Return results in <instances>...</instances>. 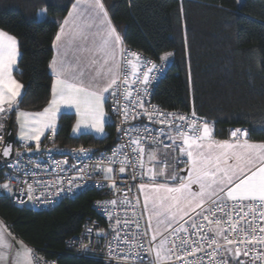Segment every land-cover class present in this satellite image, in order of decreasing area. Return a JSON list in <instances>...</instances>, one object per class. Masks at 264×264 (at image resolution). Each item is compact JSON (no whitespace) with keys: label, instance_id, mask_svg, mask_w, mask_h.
I'll return each mask as SVG.
<instances>
[{"label":"snow or ice","instance_id":"6c2138e0","mask_svg":"<svg viewBox=\"0 0 264 264\" xmlns=\"http://www.w3.org/2000/svg\"><path fill=\"white\" fill-rule=\"evenodd\" d=\"M82 8L87 9V14ZM41 15H46V9ZM99 25L105 26V30L93 32ZM90 41L92 48L88 46ZM54 46L57 55L50 67L55 80L48 107L36 113L19 111L18 98L22 99L24 85L13 76L20 55L18 42L13 35L0 30V118L16 112L21 140L35 141L39 149L46 130L55 133L56 117L62 107L74 108L79 117L74 132L86 128L102 134L107 122L105 93L114 98L123 96L125 104L115 111L123 116L124 123L147 117L151 124L163 126L118 128L128 137L127 143L114 149L106 163L102 158L97 166L104 179L112 181L113 189L117 188L113 175L117 169L113 165H120L119 173H125L128 168L138 172L142 181L138 185L143 195L142 207L148 214L144 230L136 223V231L125 232L123 236L121 226H128L129 221H115L113 239L117 243L113 248L110 241V254L117 253L116 258L124 264H264V142H250L248 131L239 128L231 132L230 140H216L213 127L194 111L186 116L160 112L156 106L151 110L145 107L144 96L159 65L151 61L142 65L135 52L128 53L135 62L128 59L122 65L117 61L118 46L122 57L125 50L102 0H76L68 16L60 22ZM83 52L91 56L87 63L82 62L80 55L71 54ZM172 56L173 53L167 52L158 59L167 62ZM165 137L168 143L162 139ZM161 145L179 153L175 164L166 158L158 159L156 149ZM127 148L131 149V156L124 151ZM11 152L8 145L2 154L7 157ZM118 156L123 159L117 160ZM164 156L167 157V151ZM181 163L186 167L180 171L187 175L182 176L176 170V165ZM21 182L28 185L31 199L33 186L27 180ZM0 187L11 191L9 183ZM106 203L117 205L116 200ZM9 247L0 234V249ZM5 259L6 254L0 251V260ZM16 264L22 262L18 259ZM23 264H32L31 249H25Z\"/></svg>","mask_w":264,"mask_h":264},{"label":"trees","instance_id":"16d2710c","mask_svg":"<svg viewBox=\"0 0 264 264\" xmlns=\"http://www.w3.org/2000/svg\"><path fill=\"white\" fill-rule=\"evenodd\" d=\"M103 1L124 43L156 58L173 53L155 91L158 103L205 117L218 139L229 138L232 126H245L250 139L264 141V0L240 5L237 0ZM73 2L0 0V28L19 41L15 75L24 85L19 109L40 111L49 103L54 39ZM42 8L46 15L40 17ZM74 121V113L60 115L57 144L101 148L115 142L110 125L104 137L74 135ZM100 196L91 189L48 211L0 197V217L19 238L59 264H103L65 248L66 239L94 215L92 204Z\"/></svg>","mask_w":264,"mask_h":264},{"label":"built area","instance_id":"2783aa9c","mask_svg":"<svg viewBox=\"0 0 264 264\" xmlns=\"http://www.w3.org/2000/svg\"><path fill=\"white\" fill-rule=\"evenodd\" d=\"M122 48L125 50L123 57L120 55L122 65L128 59L135 62V58L128 55L131 52L139 54L142 65L149 61L159 65V70L152 73L155 78L149 86L148 94L144 96L145 107L151 110L152 106H156L160 112L191 116L192 111L165 108L154 98L158 83L171 65L170 60L160 62L158 58L124 42ZM121 91L123 90L121 89ZM133 94L135 95V93ZM117 100L119 103L116 102ZM124 104L122 95L114 98L107 93L106 120L107 124L115 130L116 137L115 142L109 146L99 148L95 145H60L55 142L56 134L51 132L40 142L39 149H36L35 144L16 141L14 154L9 159H5L1 155L6 136V126L3 118H0V123L3 124V128H0V136L3 137L0 139V185L9 183L11 188L9 191L0 187V197L8 199L12 204L19 207H29L35 211H48L63 201L73 199L88 190L99 191L101 196L96 198L92 204L94 215L86 217L80 231L66 239L65 248L72 255L97 259L103 264H124L123 261L116 258L117 253L110 254L109 252L110 241L113 248L116 247L117 243L113 239L116 236V232L113 231L115 221L117 219L129 221L128 226H121L120 235L123 236L125 232L134 233L136 223L140 225L141 230H144L148 218L142 207V193L138 189L139 183L142 182L139 179V173H134L132 168H128L125 173H119L120 165H113L117 169L113 173L116 177L117 188L113 189L110 187L112 181L105 180L104 174L98 171L97 166L101 163L102 158L105 159L106 163V158L112 156L114 149H118L127 143L128 137L119 132L118 128H127L130 125L140 127L145 124L150 128L163 127L162 125L151 124L147 117L124 123L123 116L115 111L116 108L123 107ZM196 116L209 123L205 117L198 114ZM237 128L247 130V138L249 139V130L245 126H232L229 130V139H231V132ZM162 139L165 143L169 142L166 137ZM177 141L179 140L177 139ZM81 148L86 151L81 152ZM124 151L129 156L132 155L130 148L124 149ZM17 153L20 155L17 156ZM116 159H123V156H118ZM9 165H16V167H9ZM133 175H136L137 179H133ZM22 180H27L28 184L33 186L31 199H29L28 185L22 183ZM111 200H116L117 205L112 206L106 203ZM125 200L131 203H121ZM137 200L140 201L139 204L136 203ZM120 247H124V245L121 244ZM30 248L35 264H59L56 258L45 255L32 245Z\"/></svg>","mask_w":264,"mask_h":264},{"label":"crops","instance_id":"0c3cea01","mask_svg":"<svg viewBox=\"0 0 264 264\" xmlns=\"http://www.w3.org/2000/svg\"><path fill=\"white\" fill-rule=\"evenodd\" d=\"M76 3V0H74V2L72 3V5H71V7H70V9H69V11H68V13L72 10V6L74 5ZM102 3L104 4V7H105V10H106V12H107V14H108V19L111 21V25H112V27H114L115 29H116V32H117V34L121 37V40H122V43H123V39H122V36H121V34H120V32L118 31V29L116 28V26H115V24H114V22H113V20H112V18H111V16H110V13H109V11H108V8H107V6H106V4H105V2L102 0ZM43 10H45L44 8H42L41 10H40V17H43L44 15H41V12L43 11ZM82 11H84L86 14H87V9L86 8H82ZM68 13L66 14V16L65 17H67L68 16ZM94 15V14H93ZM64 17V18H65ZM64 18L61 20V22L64 20ZM97 24H99V22L97 21L96 22ZM69 27H71V25L69 26ZM0 30H3V29H1L0 28ZM97 30H99V31H101V32H103L104 30H105V26H103V25H99V28L97 29V28H93V32H96ZM3 31H5V30H3ZM59 31V30H58ZM7 32V31H6ZM9 33V32H8ZM10 35H13V34H11V33H9ZM14 36V35H13ZM15 38H16V40H17V42H18V48H19V41H18V38L16 37V36H14ZM96 39L98 40L99 39V37H96ZM54 41H55V39H54ZM89 48H92L93 47V44L91 43V41L89 42ZM60 51L61 52H63L64 51V48H61L60 49ZM19 53H20V48H19ZM72 55H80L81 57H83V60H82V62L83 63H87L88 62V60L91 58V56H90V54L89 53H87V52H83V53H71ZM57 55V49H56V47L54 46V54H53V57L54 56H56ZM120 55H121V52H120V50H119V46H118V48H117V51H116V59H117V61L118 62H120ZM20 56V55H19ZM19 56L17 57V63H16V65L14 66V70H13V76H14V78L17 80V81H19L18 80V78L16 77V75H15V70H16V68H17V65H18V60H19ZM53 57H52V59H53ZM51 59V60H52ZM51 62V61H50ZM49 70H50V73H51V75H52V85H53V83H54V80H55V76H54V74H53V72H52V70H51V67H50V64H49ZM20 82V81H19ZM21 83V82H20ZM22 84V83H21ZM23 91H24V88L22 89V94H23ZM51 93H52V90H51ZM107 95V93H105V96ZM51 99H52V94H51ZM51 99H50V101H51ZM18 100H20V98H18ZM50 101H49V103H50ZM49 103L46 105V107H48V105H49ZM45 108V107H44ZM44 108L42 109V110H40V111H37V112H42L43 110H44ZM15 111H13V112H10V113H12V115H14L13 113H14ZM10 113H8V114H10ZM4 119V118H3ZM5 121H7V119H4L3 120V122H4V124H5ZM16 122V121H15ZM15 125V124H14ZM90 133H92V132H90ZM93 134H94V132H93ZM96 135V134H95ZM96 136H98V135H96ZM98 137H102V136H98ZM214 138L216 139V140H220V141H223V140H230L229 138H226V139H218V138H216L215 136H214ZM44 139V138H43ZM42 139V140H43ZM16 140L17 141H23V140H19V137L16 135ZM249 141L250 142H253V143H259V142H264V141H262V140H254V139H250L249 138ZM178 143H179V141H177ZM156 151H157V157H158V159H167L168 160V162L170 163V164H175V160H176V158L179 156V153L178 152H173L171 149H164L163 148V146H161V147H159V148H157L156 149ZM165 151H167V157H165L164 156V153H165ZM186 166H185V164H183V163H181V164H178V165H176V170L179 172V174L180 175H182V176H184V175H187V173L186 172H181L180 171V169H183V168H185ZM142 198H143V195H142ZM147 218H148V214H147ZM153 220H152V223H153V225L155 224V222H156V218L155 217H153L152 218ZM0 220L1 221H3V224H5L7 227H8V230H9V232H10V235L12 236V238H14V236L16 237V238H18L19 240H21V241H23L21 238H19L12 230H11V228L8 226V224L4 221V219H2L1 217H0ZM163 230V229H162ZM14 234V235H13ZM6 241H11V240H7L6 239ZM25 244H26V246L27 247H29V249H31L30 248V245L28 244V243H26L25 241H23Z\"/></svg>","mask_w":264,"mask_h":264},{"label":"rangeland","instance_id":"374dc122","mask_svg":"<svg viewBox=\"0 0 264 264\" xmlns=\"http://www.w3.org/2000/svg\"><path fill=\"white\" fill-rule=\"evenodd\" d=\"M237 2L240 5L243 2V0H237ZM169 59H171V57ZM104 110H105V113H106L107 112V109H106V100H105V104H104ZM19 111L30 112V113H36L37 112V111L22 110V109H19ZM62 113H74L75 114V121H74V124H73V127H72V134H74V135H79L81 133H87V132H92V133L94 132V134H96L98 136L104 137L106 135V133H107V130H106L107 122L105 124L104 132L102 134L95 132V130H93V129H86V128H82L80 131L74 132L73 129H74V127H75V125H76L79 117L76 114L74 108L68 109V108H64V107H62L60 113L57 114V117H56V129L58 128L59 118H60V115ZM13 114H14V124H15L14 125V129H15V134L19 137V140H21L20 139V128H19V123H18V120H17L16 112H14ZM11 117H12V113L7 114L6 118H4V119L9 120V119H11ZM49 133H51V131H47L46 130L45 135L41 137L40 142L42 141L43 138H45V136L47 134L49 135ZM28 143L35 144L36 142L35 141H30ZM153 226H155V224ZM0 234L3 235L5 243H7L8 245H11V247H9V248L0 249V251L4 252L6 254V256H7V259L0 260V264H16V262H17L18 259L23 264V254H24V251H25V249H29V247H27L26 244L23 241L19 240L15 236H14V238H12V236L10 235V232L8 230V227L5 224H3V221H1V220H0ZM6 239L7 240H11V241H6ZM18 253L20 254L19 257L17 255ZM32 264H35L34 263V260H33V257H32Z\"/></svg>","mask_w":264,"mask_h":264},{"label":"water","instance_id":"95a60500","mask_svg":"<svg viewBox=\"0 0 264 264\" xmlns=\"http://www.w3.org/2000/svg\"><path fill=\"white\" fill-rule=\"evenodd\" d=\"M16 134H15V129H14V121L13 119H9L8 120V123H7V126H6V136H5V141H4V144H3V147H2V150H1V155L3 158L5 159H9L13 156L14 154V149H15V144H16ZM8 145H11L12 147V152L9 156L5 157L3 156V149L5 146H8Z\"/></svg>","mask_w":264,"mask_h":264}]
</instances>
